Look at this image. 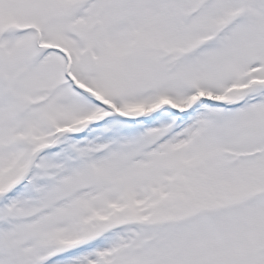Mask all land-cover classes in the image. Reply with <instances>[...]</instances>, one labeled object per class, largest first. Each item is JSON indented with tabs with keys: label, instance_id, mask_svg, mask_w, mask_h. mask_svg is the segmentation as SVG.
<instances>
[{
	"label": "snow or ice",
	"instance_id": "snow-or-ice-1",
	"mask_svg": "<svg viewBox=\"0 0 264 264\" xmlns=\"http://www.w3.org/2000/svg\"><path fill=\"white\" fill-rule=\"evenodd\" d=\"M0 264H264V0H0Z\"/></svg>",
	"mask_w": 264,
	"mask_h": 264
}]
</instances>
